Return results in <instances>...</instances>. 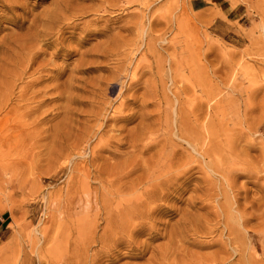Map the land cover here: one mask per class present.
<instances>
[{
	"label": "rangeland",
	"instance_id": "obj_1",
	"mask_svg": "<svg viewBox=\"0 0 264 264\" xmlns=\"http://www.w3.org/2000/svg\"><path fill=\"white\" fill-rule=\"evenodd\" d=\"M0 107V264H264V0H0Z\"/></svg>",
	"mask_w": 264,
	"mask_h": 264
},
{
	"label": "bare ground",
	"instance_id": "obj_2",
	"mask_svg": "<svg viewBox=\"0 0 264 264\" xmlns=\"http://www.w3.org/2000/svg\"><path fill=\"white\" fill-rule=\"evenodd\" d=\"M25 66H26V65H25ZM28 67H29V66H28ZM9 73H10V72H9ZM19 75H21V74H19ZM21 76H22V75H21ZM124 98H125V97H124ZM2 100H3V99H2ZM2 100H1V101H2ZM1 103H4V102L2 101ZM7 104H8V103H7ZM140 107H141V106H140ZM0 108H1V107H0ZM106 111H107V110H106ZM130 111H131V110H130ZM92 118H93V117H92ZM114 118H115V117H114ZM116 119H117V118H116ZM130 119H131L130 117H126V116L123 117V118H121L122 121H129ZM11 120H12V119H11ZM13 120H14V119H13ZM119 121H120V120H119ZM132 122H133V121H132ZM107 124H108V123H107ZM24 126H25V125H24ZM148 132H149V131H148ZM149 133H150V132H149ZM186 133H187V130L185 131L184 135H185ZM136 134H137V133H136ZM136 134H135V135H136ZM184 135H183V136H184ZM191 135H192V134H191ZM187 136H188V139H185V137H182V139L184 138L186 144L189 145L190 147H192V144H193V143L191 142V140H192V141H194V140L191 139V136H189L188 134H187ZM196 137H197V136H196ZM134 139H135V138H134ZM180 139H181V138H180ZM10 140H11V139H10ZM195 140H196V138H195ZM129 142H130V141H129ZM7 145H9V144H7ZM10 146H11V145H10ZM12 146H13V145H12ZM18 149H19V148H18ZM9 150H10V149H9ZM200 155H201V154H200ZM203 155H206V156H207V151H204V152H203ZM214 164H215V163H214ZM107 168H108V167H107ZM121 169H122V167H121ZM169 180H171V179H169ZM139 205H140V204H139ZM137 215H138V214H137ZM125 219H127V218H124V220H125ZM229 219H230V218H229ZM122 220H123V218H122ZM127 220H128V219H127ZM229 221H230V220H229ZM125 222H126V220H125ZM129 222H130V221H129ZM230 222H231V221H230ZM120 223H123V222H121V220H120ZM126 223L128 224V222H126ZM231 223H232V222H231ZM123 224H125V223H123ZM127 224H126V227H128V226L130 225V224H129V225H127ZM119 225H120V224H119ZM109 226H110V225H109ZM124 227H125V226H124ZM133 228H134V226L132 227V229H133ZM228 229L230 230L231 233H234V228H233V226L228 225ZM132 231H134V230H130V228L128 227V233L131 234V233H133ZM232 235H233V234H232ZM234 237H235V235H234Z\"/></svg>",
	"mask_w": 264,
	"mask_h": 264
},
{
	"label": "crops",
	"instance_id": "obj_3",
	"mask_svg": "<svg viewBox=\"0 0 264 264\" xmlns=\"http://www.w3.org/2000/svg\"><path fill=\"white\" fill-rule=\"evenodd\" d=\"M197 1H199V0H197ZM196 3H198L199 5H200V3H202V2H196ZM201 6H199V8H200Z\"/></svg>",
	"mask_w": 264,
	"mask_h": 264
}]
</instances>
